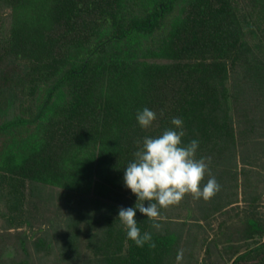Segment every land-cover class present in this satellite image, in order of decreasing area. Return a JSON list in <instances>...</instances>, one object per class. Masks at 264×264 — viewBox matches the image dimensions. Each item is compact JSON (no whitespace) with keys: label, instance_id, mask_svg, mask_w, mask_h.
Masks as SVG:
<instances>
[{"label":"trees","instance_id":"obj_1","mask_svg":"<svg viewBox=\"0 0 264 264\" xmlns=\"http://www.w3.org/2000/svg\"><path fill=\"white\" fill-rule=\"evenodd\" d=\"M0 10H10L11 22L0 47V160L11 175L19 169L28 176L3 175L0 219L5 230L33 229L51 210L54 220L30 234L40 263L176 264L178 250L202 249L206 238L191 244V237L211 212L235 221L222 212L237 205L238 175H249L227 176L226 155L235 160L238 133L240 143L264 145L254 111L264 112V0H0ZM238 105L258 135H243ZM145 107L157 115L147 129L136 119ZM174 117L184 122L183 142H199L196 158L209 164L204 183L215 177L220 191L213 209L210 200L185 196L184 205L196 208L186 213L193 224L170 206L160 209L157 230L137 209L141 233L156 244L137 247L118 219L120 208L137 203L125 168L143 138L174 128ZM261 174L254 173L257 181ZM252 185L243 211L255 245L231 252L230 244L207 242L201 264H264V189L257 194ZM27 194L42 203L34 215L25 210ZM20 234L4 254L12 261L19 249L27 256L21 264H30ZM196 260L186 255L182 264Z\"/></svg>","mask_w":264,"mask_h":264},{"label":"clouds","instance_id":"obj_2","mask_svg":"<svg viewBox=\"0 0 264 264\" xmlns=\"http://www.w3.org/2000/svg\"><path fill=\"white\" fill-rule=\"evenodd\" d=\"M136 119L142 128L147 129L157 115L145 107L137 112ZM183 123L181 118L174 117L171 120L174 128L165 129L156 137H144L142 147L134 153L133 161L125 168L124 184L136 195L137 203L135 207L120 208L118 219L127 230V237L137 247L143 248L145 244L152 249L156 247L150 232L141 233L135 219L137 209L153 221V228L159 230L161 224L157 221L163 218L161 208L178 205L187 194L195 200L202 198L208 201L220 191L215 177H210L204 183L206 174H209V164L204 158H196L199 147L197 140L193 139L188 144L183 142ZM145 201L149 202L147 207L144 206ZM175 259L176 264H182L183 249L177 251Z\"/></svg>","mask_w":264,"mask_h":264},{"label":"rangeland","instance_id":"obj_3","mask_svg":"<svg viewBox=\"0 0 264 264\" xmlns=\"http://www.w3.org/2000/svg\"><path fill=\"white\" fill-rule=\"evenodd\" d=\"M10 10H0V47L1 45H3V40L5 39V37H8L11 31L10 28ZM261 57V56H260ZM263 60V59H262ZM23 62L19 63V65L21 66ZM242 105V102H241ZM237 106L235 109L236 114H234V117L236 118V122L237 119L240 121V125H241V131L244 133L243 135H247L248 137H252L255 135L259 136H263L264 137V131L261 129L259 131V133L257 134V130L256 132H253L251 125L249 124V119L247 115V105H242L244 108H246V111L244 109L241 110L242 106ZM253 109V108H251ZM258 109L257 107H254V111L256 113V117L259 120V122L261 121L262 124L261 127H263L264 125V112L262 111H258L256 110ZM234 111V112H235ZM245 111V112H244ZM249 114V113H248ZM213 115H216L215 113H213ZM215 117V116H214ZM216 118V117H215ZM242 122V124H241ZM259 125V128H260ZM235 126L237 127V123H235ZM235 127V128H236ZM263 131V132H262ZM65 130L64 128L61 129L60 131V135L58 136V139L56 141V143L54 144V147L58 150L60 145H62L64 142L63 140L65 139ZM242 135L239 136L238 133V141L236 139V141L238 142V150L236 152L235 155V160L232 159L231 155L229 156V154L226 155L227 157V161L225 162L226 165V169L225 172H227V176H230L229 173L234 172L235 170L240 173L241 170H246V172H248L247 175L249 176H243L241 174L238 175L237 177V196L236 198L232 199V202H236L237 205L232 206H227L225 207V209H223L222 213H226L231 215V218L233 217L235 221L232 222L231 219H229V217L225 216V215H221L218 211H213L210 210L211 215L210 217H208V222L205 225L204 221H200L202 223L203 228V232L197 231L195 232V236L192 235L191 237V244L195 241V242H201L206 238V241H203V247L202 249H194L196 250V252H192V248L191 249H187L186 253L184 254V256L186 255H191L195 256L198 258V260L195 261L194 264H201V259H203V254H204V248L206 247L204 244L205 243H211V244H218V247L224 244H230L228 245V247H230L231 252L236 251L237 247H240L241 251H244V247L247 246V244H252V246L255 245V239L254 237L251 236V234L249 235V232H252L251 227L247 224V219H244V211L243 209L245 207H247V205L245 206V199H247L249 192L253 191L252 190V183L256 184V192L258 194V192L260 193L261 191H263L264 189V183L261 182L260 180H264V159L260 158L261 160L258 161L257 163H255L254 160V156L255 154H261L264 155V145L263 146H254L251 143H247L246 139H245V143H240V141L242 140ZM248 140V139H247ZM54 148V149H55ZM49 151L46 152V156H49ZM1 155V154H0ZM260 155V156H261ZM2 159L0 160V181L3 179V175L5 176H10V172H8V168L10 166L8 165H4L1 163ZM245 161H248V163L252 162V166L250 164H248V166H243L241 165L242 163H244ZM255 165V166H254ZM258 168V169H256ZM231 171V172H230ZM256 172H261L263 174H261V176L258 177V181L255 179L256 176H254V173ZM26 173H23L22 171H20L19 169L16 170V172L14 171L12 173V175L14 177H18L19 179H22L24 177V181L26 182L28 179V176L25 177ZM11 175V176H12ZM27 179V180H26ZM2 182H0V187L3 186V184L1 185ZM246 184V185H245ZM250 184V185H249ZM249 185V186H248ZM230 186V185H229ZM26 191L27 187L25 188ZM2 190V189H1ZM229 192L230 191H226L225 192V200L226 198L228 199L229 197ZM128 194V193H127ZM129 195V194H128ZM247 196V197H246ZM253 197V195H251V198ZM262 197V208L260 209L263 212L264 215V195L261 196ZM186 199V198H185ZM28 202V203H27ZM32 202V203H29ZM36 202L31 201V198L28 196L27 194V198H26V204H25V210L30 211V213H32L34 215V210H36V207L38 208V210L40 208H42V203L37 201V204H35ZM209 206L208 209H213L212 206V198L209 201ZM174 215L177 214L178 220H182L186 218V213L187 211H193L194 205L193 204H189L188 205H184L183 200L181 201V203H179L178 205H174ZM185 206V207H184ZM2 203H0V210H4L2 209ZM207 209V210H208ZM51 211V210H50ZM45 212V215L42 218H36L33 220V229H26L24 226L21 229H17V230H5V225L6 223H4L1 219H0V264H21V262L23 260H25L24 255H22L21 251L19 249H16V253L15 256L13 257V260L11 261L10 259H8V257H6L5 253V249L6 247H10L12 246L13 248L16 247V244L18 242V237L19 235H21L20 233H22L23 231H25L26 233V238H27V244H26V248L27 251L29 252L28 254V260L30 261V264H50L51 263V259L52 257L49 258H41V263L38 261L39 258L37 257V255L34 253V248H33V238L31 237V232H35L38 230V228L41 227H46L47 226V221L46 220H54V215L50 212ZM208 212V213H210ZM206 214V213H205ZM172 215V216H174ZM201 216V213L198 211L196 213V218H199ZM252 216L249 214V216L247 218H251ZM192 219V217L190 218ZM189 218H186V220L188 222H191V224H193V221L190 220ZM207 243V244H208ZM198 246V245H197ZM250 247V248H251ZM220 253H225V250H221L219 251ZM247 258H250L249 256ZM48 259V260H46ZM186 262V260L184 261V263Z\"/></svg>","mask_w":264,"mask_h":264}]
</instances>
